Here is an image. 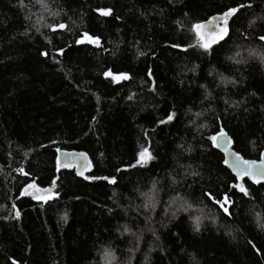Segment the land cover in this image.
<instances>
[{
  "label": "trees",
  "instance_id": "trees-1",
  "mask_svg": "<svg viewBox=\"0 0 264 264\" xmlns=\"http://www.w3.org/2000/svg\"><path fill=\"white\" fill-rule=\"evenodd\" d=\"M229 7L200 48L192 25ZM261 36L264 0H0V264H264V183L233 188L208 139L264 151ZM61 148L115 182L58 170ZM31 182L51 198L21 195Z\"/></svg>",
  "mask_w": 264,
  "mask_h": 264
},
{
  "label": "snow or ice",
  "instance_id": "snow-or-ice-1",
  "mask_svg": "<svg viewBox=\"0 0 264 264\" xmlns=\"http://www.w3.org/2000/svg\"><path fill=\"white\" fill-rule=\"evenodd\" d=\"M240 7H243V5H240ZM96 11L101 16H109L112 13V9L110 8H98ZM238 11L237 7H229L226 11L222 12L219 16H213L208 21L202 22V23H195L192 25V31L195 33L197 38V43L200 48L204 49L205 51H208L213 44H216L218 41L223 40L224 37L228 34L229 28H228V22L229 18H231L236 12ZM53 30L56 28L63 29L65 28L64 24L54 25L52 26ZM261 40H264V36L260 37ZM88 44H96L99 45V38L94 37L90 35L87 32H84L81 34L80 39L76 40L77 44L85 43ZM174 47H178L177 45H174ZM61 53L63 52V49L59 50ZM41 55H47V53H41ZM105 77H111L113 82H117L119 80H127L129 78L127 73H119V74H113L110 71H107L104 73ZM173 119V114H169L165 120H161L160 123H165L167 121H171ZM212 142L213 147L221 148V150L225 153L223 163L230 168L235 173V179L237 181L242 180L244 177H248L252 180L253 183L259 184L261 181H264V152L260 153L259 160H249L244 159L240 153L235 152L232 150L231 145L233 141L230 137H228V134L224 131L223 128L219 130L216 134L210 136L208 138ZM60 150L57 149V152ZM139 159H137L136 164H141L142 162H146L153 157L151 156V153L148 151L147 148L142 149V151L138 154ZM84 158L86 160V155L84 153H80L78 158ZM71 164H62L59 160V157H57V169L60 168H67L72 167ZM134 165H130L132 167ZM77 168V175H83V172L79 170V164L75 166ZM85 167H91L90 163L87 164ZM20 171H23L22 169ZM117 171H120V169H117ZM27 175V173H25ZM85 179L90 180H107L108 183H114L115 178H109V177H97V176H85ZM55 184V181H53V185ZM235 189H238L241 193H243L245 196L249 195L248 189L241 183H236L232 186ZM27 189H31V191H23L21 192V195H31L33 199L38 200H46L50 199L51 197L47 195V193L51 192V189H42L38 187L35 183L28 184L26 186ZM209 198L212 199L211 195L209 194ZM215 203L220 204L221 208H223L225 213H228V208L225 206L228 203H230L227 196H225L223 201L216 200ZM17 217L19 216V212H17ZM13 264H16L15 261H13Z\"/></svg>",
  "mask_w": 264,
  "mask_h": 264
},
{
  "label": "water",
  "instance_id": "water-1",
  "mask_svg": "<svg viewBox=\"0 0 264 264\" xmlns=\"http://www.w3.org/2000/svg\"><path fill=\"white\" fill-rule=\"evenodd\" d=\"M214 16H219L218 14L217 15H214ZM213 17V16H212ZM211 18V17H210ZM209 18V19H210ZM208 19V20H209ZM208 20H206V21H208ZM206 21H204V22H206ZM96 45V44H95ZM97 47H99L100 46V43H99V45H96ZM228 137H230V135L228 134ZM231 138V137H230ZM232 140V139H231ZM218 148V147H217ZM231 148H232V150L233 151H235V152H238V151H236L234 148H233V144L231 145ZM219 149V151L225 156V153L221 150V148H218ZM60 151L58 152V154H57V157H59V160H60V162L62 163V164H71V165H73L72 167H67V168H60L59 170H69V171H74L75 173H76V175H77V168L75 167L77 164H79V170L81 171V172H83V175H77L78 177H80V178H83V179H85L84 177L85 176H90V173H92L93 172V170H94V168H95V164H94V161H93V159L91 158V156H90V154L88 153V152H86V151H84V150H77V149H59ZM264 152V151H263ZM80 153H84L85 155H86V160L84 159V158H82V157H80V158H78L79 157V154ZM238 153H240V152H238ZM240 155L244 158V159H249V160H259V159H250V158H246V157H244L241 153H240ZM90 163V165H91V167H85L87 164H89ZM226 166V165H225ZM227 167V166H226ZM228 168V167H227ZM231 172H232V174L235 176V173L230 169V168H228ZM86 180H89V179H86ZM245 180H249L250 182H252V180L251 179H249L248 177H244L242 180H239V181H237V183H241V184H243L244 185V183H245ZM253 183V182H252ZM264 183V181H261L259 184H263ZM28 184H31V183H28ZM27 184V185H28ZM35 184L38 186V187H40V188H42V189H51V192L50 193H47V195H50V194H52L53 192H54V187L53 186H48V187H42V186H40L39 184H37L36 182H35ZM253 184H256V183H253ZM259 184H256V185H259ZM27 185H25L24 187H23V189H22V192L23 191H31V189H27L26 188V186ZM234 185V184H233ZM24 196H26V197H29V198H33L31 195H24ZM17 212H19L18 210H16V212H15V215L17 214Z\"/></svg>",
  "mask_w": 264,
  "mask_h": 264
},
{
  "label": "rangeland",
  "instance_id": "rangeland-1",
  "mask_svg": "<svg viewBox=\"0 0 264 264\" xmlns=\"http://www.w3.org/2000/svg\"><path fill=\"white\" fill-rule=\"evenodd\" d=\"M109 257H107V255L104 257V259L107 261Z\"/></svg>",
  "mask_w": 264,
  "mask_h": 264
},
{
  "label": "bare ground",
  "instance_id": "bare-ground-1",
  "mask_svg": "<svg viewBox=\"0 0 264 264\" xmlns=\"http://www.w3.org/2000/svg\"><path fill=\"white\" fill-rule=\"evenodd\" d=\"M31 183H35V182H31ZM16 212V211H15Z\"/></svg>",
  "mask_w": 264,
  "mask_h": 264
}]
</instances>
